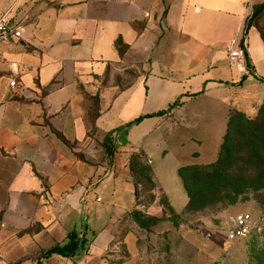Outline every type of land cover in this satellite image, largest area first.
<instances>
[{
	"label": "crops",
	"instance_id": "obj_1",
	"mask_svg": "<svg viewBox=\"0 0 264 264\" xmlns=\"http://www.w3.org/2000/svg\"><path fill=\"white\" fill-rule=\"evenodd\" d=\"M255 1L0 0V15L21 23L0 43V264H105L118 237L130 248L117 223L134 209L137 152L184 209L178 166L161 172L152 156L166 158L160 132L174 109L124 125L238 82L234 39L255 71L249 37L261 49L264 39L254 27L243 36ZM71 231L85 240L72 257L41 258Z\"/></svg>",
	"mask_w": 264,
	"mask_h": 264
},
{
	"label": "rangeland",
	"instance_id": "obj_2",
	"mask_svg": "<svg viewBox=\"0 0 264 264\" xmlns=\"http://www.w3.org/2000/svg\"><path fill=\"white\" fill-rule=\"evenodd\" d=\"M261 3L264 0L252 3L246 21L264 36V9L252 15ZM249 48L255 71L246 65L242 74L246 75L245 80L217 86L185 106L174 107L160 132L166 158L159 160V156L152 155L156 165L160 161L159 171L164 169L168 173L174 166L179 169L215 162L230 121H236L240 115L257 118L258 122L264 118V48L261 49L252 36L249 37ZM234 69L230 70L233 75ZM251 151L250 139L242 135L228 144L226 168L234 175L249 176L247 182H240L244 186L238 188L241 192L234 202L214 203L207 197L203 208L180 214H170L164 206V198L170 202L155 180L150 161L146 162L150 171L135 167L137 195L133 208L142 217H155L161 209V215L156 217L164 219L150 223L144 229L127 214V221L118 222L117 229L121 234L131 233L130 248L118 237L115 250L105 256V264H264V257L252 248V235L233 241L227 239L232 219L239 214L246 213L251 217L253 229L264 228V182L251 179L255 171L251 161L247 160ZM261 228L256 231L261 232Z\"/></svg>",
	"mask_w": 264,
	"mask_h": 264
},
{
	"label": "trees",
	"instance_id": "obj_3",
	"mask_svg": "<svg viewBox=\"0 0 264 264\" xmlns=\"http://www.w3.org/2000/svg\"><path fill=\"white\" fill-rule=\"evenodd\" d=\"M262 9H264V3H261L260 5L256 6L252 15H257ZM252 26L253 25L250 24L249 21H246L245 28L243 31L244 37L247 34L248 29ZM260 36L262 39H264V36H262L261 33ZM116 45L118 51L122 53V42L117 41ZM246 65L247 67H249L247 54ZM245 79L246 75H242L241 80ZM200 93L201 91L189 93L187 94V96L193 97L197 96ZM179 104H181L180 101H174L170 103L165 110H161L153 114L139 116L133 119L132 121L128 122L124 126L129 127L132 124H136L143 117H150L167 113ZM238 135L248 137V140L250 139V145H252V151L247 156V160L251 161L253 168L255 169V171L252 172L251 179L255 181L257 180L259 182H264V118H260V122H258L257 118H247L243 115H240L237 117L236 121H230L227 124V130L223 136L218 158L215 162L202 166H186L178 169V175L181 179L183 188L188 197V201L184 209L180 213L192 212L194 210L203 208L204 206H206L204 201L207 197H211L212 202L214 203L231 204L236 200L238 194L241 192L239 190L241 189L240 187L244 186V184H240V182H247V179L249 178V176H238L236 174L234 175L225 166V162L229 157L228 144ZM252 141H254L253 144ZM146 162H149V160L144 155V153L137 152L132 155L130 160V166L134 177L136 169L135 167L139 166V169L141 171L151 170ZM232 182L234 186L232 185ZM134 184L135 186L137 185L135 179ZM235 185H239V187ZM136 195L137 191L135 190V196ZM163 202L164 206L167 207L168 212L170 214H175V211L170 206L166 198H164ZM130 214L135 223L139 227L144 229L148 228L150 223L156 224L157 222L164 219V217L158 218L154 216L142 217L139 211H137L136 209H133ZM255 228L256 229L252 228L249 234V236L252 235L251 237H253L252 248L261 257H264V228ZM257 228H261V232L258 233L256 231ZM84 242L85 240L79 238L78 234L75 231H71L66 235V239L63 244H54L50 248L41 251L40 255L42 259L52 256L54 254L62 255L64 257H72L75 254L76 250L82 247ZM37 264H40V261H38Z\"/></svg>",
	"mask_w": 264,
	"mask_h": 264
},
{
	"label": "built area",
	"instance_id": "obj_4",
	"mask_svg": "<svg viewBox=\"0 0 264 264\" xmlns=\"http://www.w3.org/2000/svg\"><path fill=\"white\" fill-rule=\"evenodd\" d=\"M21 35V23H12L7 13L0 15V43H5L13 39H18ZM246 48L245 38L234 39L228 49V61L234 66L239 73L244 74L246 71ZM10 86H15V81H10ZM252 229L251 217L246 214H239L232 219L231 227L227 233V239L230 241L243 239L249 236Z\"/></svg>",
	"mask_w": 264,
	"mask_h": 264
}]
</instances>
